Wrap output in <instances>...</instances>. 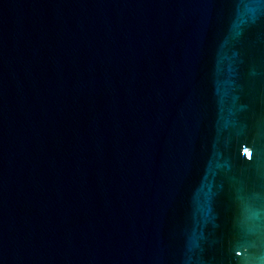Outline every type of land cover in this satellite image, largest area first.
Listing matches in <instances>:
<instances>
[{
	"label": "water",
	"instance_id": "95a60500",
	"mask_svg": "<svg viewBox=\"0 0 264 264\" xmlns=\"http://www.w3.org/2000/svg\"><path fill=\"white\" fill-rule=\"evenodd\" d=\"M0 264H264V0H0Z\"/></svg>",
	"mask_w": 264,
	"mask_h": 264
}]
</instances>
